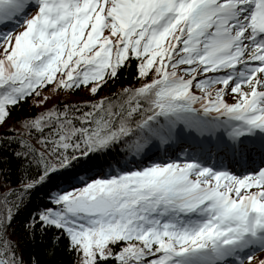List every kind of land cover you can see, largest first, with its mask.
Returning <instances> with one entry per match:
<instances>
[{
    "label": "snow or ice",
    "instance_id": "6c2138e0",
    "mask_svg": "<svg viewBox=\"0 0 264 264\" xmlns=\"http://www.w3.org/2000/svg\"><path fill=\"white\" fill-rule=\"evenodd\" d=\"M0 127V264H264V0H0Z\"/></svg>",
    "mask_w": 264,
    "mask_h": 264
},
{
    "label": "trees",
    "instance_id": "16d2710c",
    "mask_svg": "<svg viewBox=\"0 0 264 264\" xmlns=\"http://www.w3.org/2000/svg\"><path fill=\"white\" fill-rule=\"evenodd\" d=\"M134 75V69H129L127 73V80L125 79V76L122 72L120 75V78L116 81L115 84L109 83L107 86L103 87L100 90V95H106L110 91H115L117 88L123 86L124 84H133L137 83V81H134L132 79V76ZM81 99H92V97L87 93L86 89L84 87H81L80 89H77L75 91H71L68 93H61L60 95L53 97L52 100L48 102V105H44L43 107H48L50 104L55 102L56 100H66V101H79ZM228 99V97H226ZM41 109L39 108H31L30 109V104L29 102H25L23 105L15 108L12 112V115L8 118V125H11L15 120H17L19 117H22L24 115L30 114V111H40ZM18 126V125H17ZM4 132V127H0V134ZM13 183H15V178H13ZM39 202L38 198V192L33 194L32 201L28 205V209L34 210V206L36 203ZM28 210L22 211L21 215H19L14 221V224L19 227V225L23 222V219L27 216ZM22 231V229H21ZM19 234V233H18ZM65 261H69L70 257L69 256H64L63 257Z\"/></svg>",
    "mask_w": 264,
    "mask_h": 264
},
{
    "label": "rangeland",
    "instance_id": "374dc122",
    "mask_svg": "<svg viewBox=\"0 0 264 264\" xmlns=\"http://www.w3.org/2000/svg\"><path fill=\"white\" fill-rule=\"evenodd\" d=\"M229 102H232V96H228Z\"/></svg>",
    "mask_w": 264,
    "mask_h": 264
}]
</instances>
